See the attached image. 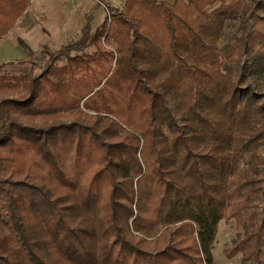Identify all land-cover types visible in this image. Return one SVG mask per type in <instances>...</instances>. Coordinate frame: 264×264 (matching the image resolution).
Here are the masks:
<instances>
[{
    "label": "trees",
    "instance_id": "16d2710c",
    "mask_svg": "<svg viewBox=\"0 0 264 264\" xmlns=\"http://www.w3.org/2000/svg\"><path fill=\"white\" fill-rule=\"evenodd\" d=\"M229 219L225 257L264 264V0H125L0 74V264H214Z\"/></svg>",
    "mask_w": 264,
    "mask_h": 264
},
{
    "label": "rangeland",
    "instance_id": "374dc122",
    "mask_svg": "<svg viewBox=\"0 0 264 264\" xmlns=\"http://www.w3.org/2000/svg\"><path fill=\"white\" fill-rule=\"evenodd\" d=\"M125 0H31L28 9L19 18L15 27L0 40V74L22 75L34 67L40 73L47 59L80 36V29L89 17L90 32L100 26L109 12V7L120 10ZM172 2L173 0H166ZM242 34L239 21L226 22L218 42L223 53L237 36ZM18 39L26 42L32 54L28 55L19 45ZM93 47L85 51L90 52ZM60 58L57 63L63 64ZM65 119V115H58ZM50 120V117H44ZM234 219L221 220L218 224L212 254L214 264H249L242 255L227 259L224 250L236 238Z\"/></svg>",
    "mask_w": 264,
    "mask_h": 264
},
{
    "label": "crops",
    "instance_id": "0c3cea01",
    "mask_svg": "<svg viewBox=\"0 0 264 264\" xmlns=\"http://www.w3.org/2000/svg\"><path fill=\"white\" fill-rule=\"evenodd\" d=\"M30 2H31V0H30ZM29 4H30V3H29ZM28 7H29V5H28ZM28 7H27V9H28ZM27 9H26V10H27ZM25 12H26V11H25ZM25 12H24V13H25ZM24 13H23V14H24ZM21 17H22V16H21ZM18 20H19V19H18Z\"/></svg>",
    "mask_w": 264,
    "mask_h": 264
}]
</instances>
